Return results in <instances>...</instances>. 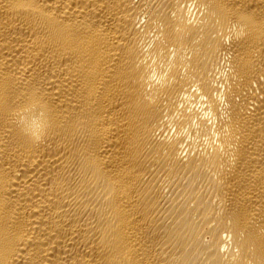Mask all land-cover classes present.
<instances>
[{
	"label": "bare ground",
	"instance_id": "1",
	"mask_svg": "<svg viewBox=\"0 0 264 264\" xmlns=\"http://www.w3.org/2000/svg\"><path fill=\"white\" fill-rule=\"evenodd\" d=\"M0 264H264V0H0Z\"/></svg>",
	"mask_w": 264,
	"mask_h": 264
}]
</instances>
